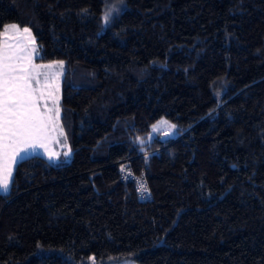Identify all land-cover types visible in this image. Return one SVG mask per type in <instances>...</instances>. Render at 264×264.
I'll list each match as a JSON object with an SVG mask.
<instances>
[{
	"label": "trees",
	"instance_id": "1",
	"mask_svg": "<svg viewBox=\"0 0 264 264\" xmlns=\"http://www.w3.org/2000/svg\"><path fill=\"white\" fill-rule=\"evenodd\" d=\"M6 25L63 64L71 158L15 165L0 264H264V0H0Z\"/></svg>",
	"mask_w": 264,
	"mask_h": 264
},
{
	"label": "snow or ice",
	"instance_id": "2",
	"mask_svg": "<svg viewBox=\"0 0 264 264\" xmlns=\"http://www.w3.org/2000/svg\"><path fill=\"white\" fill-rule=\"evenodd\" d=\"M113 10L105 13V23ZM8 27L19 30L16 25L7 26L0 35H6ZM23 31L30 35L29 29ZM32 43H35L34 39ZM11 48L7 42L0 43V188L5 191L15 165L29 150L45 146L50 128L53 125L58 127L59 120L58 101L53 106V115V108L48 107L46 100L50 95L47 80L41 83L38 79L40 73L32 64L35 48L23 54Z\"/></svg>",
	"mask_w": 264,
	"mask_h": 264
},
{
	"label": "rangeland",
	"instance_id": "3",
	"mask_svg": "<svg viewBox=\"0 0 264 264\" xmlns=\"http://www.w3.org/2000/svg\"><path fill=\"white\" fill-rule=\"evenodd\" d=\"M110 9H114V7L109 8L108 11ZM114 10L112 11V14L114 13ZM7 26H12V25H6L5 27H3L1 33H4V30ZM23 29L24 28H19V30H17L8 27L7 34L0 35V43L7 42L8 45L12 46L10 50L20 52L21 54H23L25 51L32 52V49L35 48V52L32 53V64L36 66V71L40 73L38 79H40L41 83L44 84L45 80H47V83L49 85L48 92H50V95H47L46 97L47 105L49 108H53L54 104L57 101H58V105L60 103V82L63 73V64L62 62H52L45 64L36 63L34 59L38 55V48L35 43L34 44L32 43L33 37L31 33L29 35V33H25ZM33 86L35 87V84H33ZM43 103L44 101L42 100L41 104L43 105ZM52 114L53 115L55 114L54 108ZM162 122H167V124H164ZM170 125L172 124L163 118L156 121L152 125L150 129V133L146 138V140H140L138 142L140 144H143L145 142L150 141L152 137H157V138L159 137V139L162 141L174 138L177 135V132L175 130V127L174 128L169 127ZM44 143H45L44 147H38L35 150H29V153L25 155L24 158L30 156H39L47 160L48 162L54 164L55 163L65 164L69 162L71 158V149L69 147V143L64 134L63 128L60 125L59 120H58V127L53 125V127L50 128L48 136ZM8 189L5 191L2 188H0V193L6 194L8 192ZM107 264H137V263L130 259H123V260L110 261Z\"/></svg>",
	"mask_w": 264,
	"mask_h": 264
},
{
	"label": "built area",
	"instance_id": "4",
	"mask_svg": "<svg viewBox=\"0 0 264 264\" xmlns=\"http://www.w3.org/2000/svg\"><path fill=\"white\" fill-rule=\"evenodd\" d=\"M119 176L122 181L132 183L137 195V199L140 202H144L150 199L149 193L144 180L141 177H136L132 171L126 166L121 167Z\"/></svg>",
	"mask_w": 264,
	"mask_h": 264
}]
</instances>
